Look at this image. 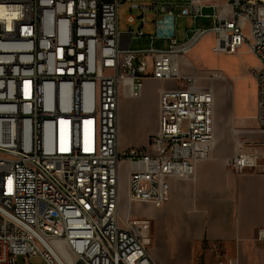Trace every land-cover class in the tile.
I'll return each instance as SVG.
<instances>
[{"label":"built area","instance_id":"1","mask_svg":"<svg viewBox=\"0 0 264 264\" xmlns=\"http://www.w3.org/2000/svg\"><path fill=\"white\" fill-rule=\"evenodd\" d=\"M123 1L0 0V264H158L150 220L120 214L119 164H128V203L160 208L169 179L191 177L211 156V82L225 76L208 70L202 86L182 70L205 33L214 53L245 45L257 57L255 121L264 131V0H130L138 14L120 30ZM176 15L211 26L178 40ZM137 38L167 46L129 47ZM146 78L174 83L158 90V128L146 145L119 148V96L139 97ZM256 144L235 141V173L257 166L261 155L247 149Z\"/></svg>","mask_w":264,"mask_h":264},{"label":"crops","instance_id":"2","mask_svg":"<svg viewBox=\"0 0 264 264\" xmlns=\"http://www.w3.org/2000/svg\"><path fill=\"white\" fill-rule=\"evenodd\" d=\"M198 71L194 67L190 74L196 75ZM211 83L215 140L211 156L194 165L191 177L169 179V200L162 207L143 206L142 214L151 220L155 218L158 224L156 231L152 224L148 246L158 264H168L162 255L165 249L158 227L162 219H169L174 225V235L182 248L193 249L188 264H222L221 260L234 259L237 264H264V239H256V230L264 227V131L258 129L255 121L256 84L254 81L255 101L248 123L242 112L240 87L226 78L213 79ZM162 86L173 87L174 83L146 78L139 97L120 94L119 148L145 145L156 132L158 90ZM239 135L257 143L247 149L261 155L257 166L243 173H235L228 163L231 155L220 150L225 142L239 140ZM127 167L122 160L119 182L121 168L126 176Z\"/></svg>","mask_w":264,"mask_h":264},{"label":"rangeland","instance_id":"3","mask_svg":"<svg viewBox=\"0 0 264 264\" xmlns=\"http://www.w3.org/2000/svg\"><path fill=\"white\" fill-rule=\"evenodd\" d=\"M132 1L125 0L119 3L118 6V24L120 30H126L128 28L125 24V17L128 13L138 14V9H132L129 11V5ZM175 11L174 14H176ZM147 19L149 21L153 20L152 11H149L147 14ZM211 26V19L191 16H175V31L176 38L178 40L185 39L190 31L195 27H204L208 28ZM148 32H152V28ZM246 33V30H245ZM155 48H165L167 42L165 41H150L147 38H137L133 39L129 47L131 48H145L149 46ZM214 45V34L212 32L205 33L199 41L194 45V47L185 55V59L189 62L186 66L182 67L183 72L186 75L190 74L192 68H196L198 73L196 76L199 77L198 83L202 86L208 83V79L205 78L208 74V70H219L233 85H238L240 87V101L242 104V112L246 117L251 115L252 106L255 101V85L254 79L252 77V69H255L259 66V61L257 57L247 49L245 45L241 46L236 52L231 54L226 53H214L212 47ZM173 82V81H172ZM246 122H251V119L246 120ZM157 128H158V111H157ZM239 141H252L247 140L246 135L237 136ZM148 143V141H147ZM146 143V144H147ZM215 143V142H214ZM220 143L217 142V145ZM145 144V145H146ZM143 146V145H141ZM214 149H212L213 152ZM222 153H227L232 155L235 151L234 140L231 142H225V144L220 148ZM211 152V154H212ZM229 163V162H228ZM230 167V166H229ZM124 169L121 168V176L119 182V207L120 214L125 215L129 214L134 218H147L150 220V237L152 233V224L154 225L155 231L157 230V221L146 215L142 214L143 206L145 203H128L126 198V176L124 175ZM149 205V204H148ZM149 207H151L149 205ZM160 212V209H157V213ZM160 225V232L162 233V240L164 249L162 255L164 260L168 264H188L193 254V249L188 247L182 248L180 242L174 235V225L170 222L169 219H162ZM18 261L21 262V258L18 257ZM39 258L33 257L30 259L31 263H38ZM226 261L221 260L222 264H225Z\"/></svg>","mask_w":264,"mask_h":264},{"label":"bare ground","instance_id":"4","mask_svg":"<svg viewBox=\"0 0 264 264\" xmlns=\"http://www.w3.org/2000/svg\"><path fill=\"white\" fill-rule=\"evenodd\" d=\"M255 22H262V14H255ZM213 147H214V144H213Z\"/></svg>","mask_w":264,"mask_h":264}]
</instances>
